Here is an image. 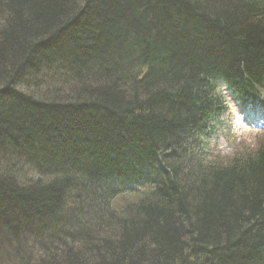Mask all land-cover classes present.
I'll use <instances>...</instances> for the list:
<instances>
[{"label":"trees","instance_id":"1","mask_svg":"<svg viewBox=\"0 0 264 264\" xmlns=\"http://www.w3.org/2000/svg\"><path fill=\"white\" fill-rule=\"evenodd\" d=\"M222 86L263 97L264 0H1L0 232L53 247L14 264H264V139L232 162L197 149ZM155 167L147 203L98 205Z\"/></svg>","mask_w":264,"mask_h":264},{"label":"bare ground","instance_id":"2","mask_svg":"<svg viewBox=\"0 0 264 264\" xmlns=\"http://www.w3.org/2000/svg\"><path fill=\"white\" fill-rule=\"evenodd\" d=\"M138 64V66H137ZM137 66L136 69H143V68H147L148 66H146L144 63H140V60L137 59L132 63H129L126 66V69L124 70L125 72L123 74H121L122 76L125 75L126 81H132L134 78L129 74L132 71L135 70V67ZM150 67V66H149ZM148 70V69H146ZM123 72V71H122ZM128 79V80H127ZM22 92V91H20ZM174 158L171 157L170 162H173ZM163 167V165H161ZM153 170H155L154 173V177H152V175L150 174H144L143 176L139 177V178H132L130 180V187L125 188L124 187V182L117 180L115 182H112V190L105 194L100 201H98V205L99 204H106V205H110L111 204V200H107V197L112 196L113 197V204L114 205H124L129 201H143V203H147L149 201V197H147L149 190L151 189V184L154 183L156 180L157 181H162V185H166L167 179H161L158 175L160 173V171L158 170L157 167H155ZM74 178H72V177ZM70 177L75 181V183L78 186L83 187V183L79 180V178L72 172V175H70ZM107 177V176H106ZM106 177L103 175L101 176L102 179H106ZM23 179V177H22ZM82 191V190H81ZM81 191H76L74 194V198H73V202L76 201V203H78L79 201H82L83 197L82 195H80ZM161 198H163V196L158 193L155 195L154 197V201H159ZM68 202L65 198L62 197L61 200V205H60V210H59V214L62 215V217H60L63 221H71L72 220V215L70 213L67 212V207H65V205L68 206ZM83 209H85L84 204H82ZM87 221L89 222H94L95 218H93V212L89 211L87 214ZM62 226L65 228L64 233H63V237L62 239H66L67 241L71 238V231H70V227H68V225L65 223L62 224ZM86 234V233H84ZM84 234L82 233L80 235V238L82 240H84ZM35 240V239H34ZM36 248L35 250L37 251L36 256H39V258L44 259L45 257V252L49 251L50 249H52V246L49 247H45L43 245V243H41L38 240H35L32 242ZM37 261V259H35ZM45 261V260H43Z\"/></svg>","mask_w":264,"mask_h":264},{"label":"rangeland","instance_id":"3","mask_svg":"<svg viewBox=\"0 0 264 264\" xmlns=\"http://www.w3.org/2000/svg\"><path fill=\"white\" fill-rule=\"evenodd\" d=\"M1 1V0H0ZM83 76V78H80V80H75L77 82H75L74 80L72 81L73 83H71L70 85H77L79 83H84L85 85L88 84L92 87H96L98 85H100L98 83V80H96L95 78H93L92 76H90V73H87V71H82L80 72L78 70V72L76 73L79 77H82L81 75L85 74ZM53 76V75H52ZM43 77V75H42ZM24 79H27L25 76L23 77ZM50 77L49 76H45V80H49ZM118 80V79H117ZM116 80L117 83H119ZM115 83V81L113 82ZM54 87H59V82L55 79L54 80ZM69 87V85H68ZM117 88H119L118 90H121L123 92V88L125 89V85H116ZM63 90V89H62ZM65 90V89H64ZM126 95H128L127 97H129L131 95V93H127ZM231 111H232V116L230 117L232 119L231 125L229 126L232 130V135H237L240 137V139H246L248 141H250L253 138V132L254 129L257 128V125L259 124L260 126H264V121L260 122L261 120V110H239L237 107H234L233 104H231ZM251 113L255 114V117L250 119V115ZM20 156H16V158H18ZM19 171V170H18ZM20 173V171H19ZM66 178H69V176L66 175ZM111 185V184H109ZM90 189L91 186H90ZM25 246V250L26 252L30 253V254H34L36 256L37 251L35 250L36 246L31 243V241H26L24 240V238H22L19 242H17L16 244L12 243V241L10 240V237H8L6 234H4V232H0V264H14L16 261V249L19 248L20 246ZM34 255L32 256V259L35 260ZM15 258V259H14Z\"/></svg>","mask_w":264,"mask_h":264}]
</instances>
